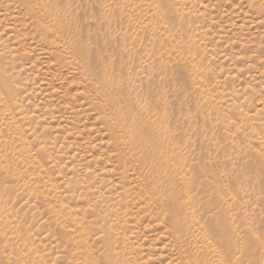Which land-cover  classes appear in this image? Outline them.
Segmentation results:
<instances>
[{
    "label": "rangeland",
    "instance_id": "1",
    "mask_svg": "<svg viewBox=\"0 0 264 264\" xmlns=\"http://www.w3.org/2000/svg\"><path fill=\"white\" fill-rule=\"evenodd\" d=\"M116 260L264 264V0H0V264Z\"/></svg>",
    "mask_w": 264,
    "mask_h": 264
},
{
    "label": "bare ground",
    "instance_id": "2",
    "mask_svg": "<svg viewBox=\"0 0 264 264\" xmlns=\"http://www.w3.org/2000/svg\"><path fill=\"white\" fill-rule=\"evenodd\" d=\"M94 62H95V60H93ZM139 121L140 120H135V119H131L130 120V130H129V137L131 138L132 137V132H130L132 129H134V131H135V128H137V125H138V123H139ZM141 134V136L143 137V143L144 144H147V145H149L150 146V148H151V150H152V152H153V154H157V153H159L160 152V146H159V144H157V143H155L154 144V140L151 138V136L149 135V134H146V133H140ZM129 138V139H130ZM131 140V139H130ZM176 211L177 210H174V214L176 213ZM223 222V221H222ZM222 222H219L220 224L222 223ZM175 225H176V223H174ZM224 226V225H223ZM176 227L177 226H175V229H176ZM219 228H221V229H219L220 230V232H221V235H222V237H224L225 236V232L223 231V229L225 228V227H222V226H219ZM114 264H118V260H116L115 262H114Z\"/></svg>",
    "mask_w": 264,
    "mask_h": 264
}]
</instances>
